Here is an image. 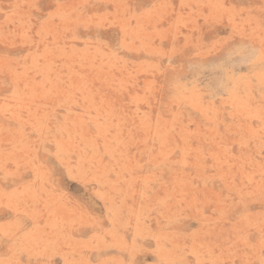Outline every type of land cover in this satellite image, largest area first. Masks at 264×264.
Listing matches in <instances>:
<instances>
[{
	"label": "rangeland",
	"instance_id": "obj_1",
	"mask_svg": "<svg viewBox=\"0 0 264 264\" xmlns=\"http://www.w3.org/2000/svg\"><path fill=\"white\" fill-rule=\"evenodd\" d=\"M0 264H264V0H0Z\"/></svg>",
	"mask_w": 264,
	"mask_h": 264
}]
</instances>
